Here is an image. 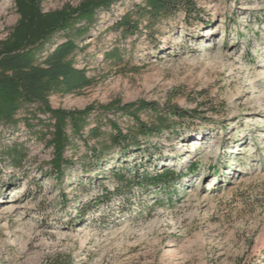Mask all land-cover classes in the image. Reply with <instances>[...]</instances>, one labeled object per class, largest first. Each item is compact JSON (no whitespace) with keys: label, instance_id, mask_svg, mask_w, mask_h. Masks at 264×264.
<instances>
[{"label":"rangeland","instance_id":"obj_1","mask_svg":"<svg viewBox=\"0 0 264 264\" xmlns=\"http://www.w3.org/2000/svg\"><path fill=\"white\" fill-rule=\"evenodd\" d=\"M85 1L45 0L43 8ZM143 1L97 12L77 56L92 86L52 95L50 104L83 110L142 101L187 117H169L171 131L140 138L146 156L112 148L97 168L76 139L66 153L73 164L56 178L52 121L25 106L16 128H0V264H264V0H192L194 19L177 13L151 28L135 12ZM128 14L133 34L117 25ZM17 20L14 0H0V41ZM114 49L119 59L106 60ZM138 116L148 125L156 117ZM99 120L107 136L88 147L109 142L110 120L124 131L134 125L114 113ZM14 147L26 155L19 168L4 154ZM164 170L175 173L169 189L149 180L88 213L82 208L114 193L111 171Z\"/></svg>","mask_w":264,"mask_h":264},{"label":"trees","instance_id":"obj_2","mask_svg":"<svg viewBox=\"0 0 264 264\" xmlns=\"http://www.w3.org/2000/svg\"><path fill=\"white\" fill-rule=\"evenodd\" d=\"M44 1L14 0L17 23L7 37L0 41V128H16L19 123L17 116L25 106H33L38 111L36 113L48 115L52 121L49 146L54 152L52 168L56 178L63 176L73 164L66 153L74 147L76 139L83 140L87 146L84 159L90 161L89 164L95 168L103 162L104 154L112 148L126 157L133 149L136 156L142 153L146 156L149 151L142 146L140 138L147 139L149 136L171 131L173 122L169 117L183 121L187 113L176 108L161 113L156 104L142 101L123 106L115 101L100 107L89 106L83 110L55 109L49 101L52 95L79 94L92 86L93 80L77 66L80 51L78 42L89 34L97 12L109 10L119 0H87L77 8L65 7L56 11H45ZM135 12L139 20L148 19L152 24L149 25L151 28L157 21L167 20L177 13L185 14L188 20L194 19L196 7L192 0H144ZM117 25L126 34H133L137 30V25L130 21V14ZM104 56L106 60L119 59L116 49L106 52ZM143 110H150L156 115L150 125L138 116ZM112 113L131 117L134 125L124 131L110 120L109 142H98V147H88L87 140H100L107 136L106 131H102L100 127L99 117ZM24 123H28L27 127L31 126L29 120ZM4 154L14 168L21 167L26 158L24 151L18 147L7 149ZM89 168L85 170V174L89 173ZM110 175L116 183L114 193L107 191L101 197L93 199L82 207L85 213L111 202L114 195L125 196L131 193L134 185L147 184L149 180L152 184L169 189L175 173L164 170L156 177H150L140 172L125 175L121 171H111Z\"/></svg>","mask_w":264,"mask_h":264}]
</instances>
